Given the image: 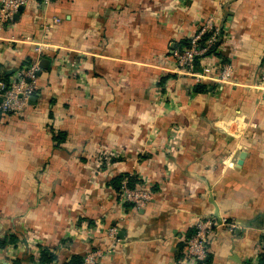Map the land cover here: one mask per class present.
<instances>
[{
    "label": "crops",
    "instance_id": "1",
    "mask_svg": "<svg viewBox=\"0 0 264 264\" xmlns=\"http://www.w3.org/2000/svg\"><path fill=\"white\" fill-rule=\"evenodd\" d=\"M45 16L61 19L46 35ZM208 18L212 62L233 73L198 94L173 54ZM35 59V104L0 120V240L16 238L0 264H38L42 248L66 263L108 244V228L118 243L98 264H174L205 218L236 228H216L200 264H261L264 0L30 1L0 32V73ZM120 176L152 198L119 203Z\"/></svg>",
    "mask_w": 264,
    "mask_h": 264
},
{
    "label": "built area",
    "instance_id": "2",
    "mask_svg": "<svg viewBox=\"0 0 264 264\" xmlns=\"http://www.w3.org/2000/svg\"><path fill=\"white\" fill-rule=\"evenodd\" d=\"M30 1L38 2L42 8L56 0H0V32L14 23L13 17L18 13V9L27 6ZM60 23L61 19L58 17L45 16L39 20V29L46 35ZM205 35L207 36L202 41ZM219 38V27L214 24L211 18L206 19L202 26L189 38V46L182 51L174 52L172 72L177 76H190L196 83L204 79L212 80L218 85L228 83L233 73L232 65L226 62L217 68L212 62L215 54L214 51L212 53L211 48L218 42ZM41 47L36 44L33 49L37 55L42 53ZM38 62L39 60L35 59L22 64L7 84L0 80L1 113L15 117L24 116L29 106V99L35 97L38 92L37 80L40 72ZM258 87L264 92V65L261 69ZM115 193L119 203H132L136 207H143L152 198L151 192L140 185H135L133 188L129 187L126 177L121 180ZM219 227H226L229 232H232L236 225L224 219L218 221L209 218L197 220L194 226V235L183 241L182 254L174 264L202 263L206 258L207 246L212 234ZM106 235L108 244L101 249L87 251L83 255L82 264H98L104 256L111 254L114 245L118 243L116 230L108 228ZM261 264H264V246L261 252Z\"/></svg>",
    "mask_w": 264,
    "mask_h": 264
},
{
    "label": "trees",
    "instance_id": "3",
    "mask_svg": "<svg viewBox=\"0 0 264 264\" xmlns=\"http://www.w3.org/2000/svg\"><path fill=\"white\" fill-rule=\"evenodd\" d=\"M207 35H205L202 39L205 40ZM202 41H200V43H202ZM219 44V40L218 42L211 48L212 53L214 51L215 56L217 55V46ZM176 49L177 52L178 51H182L184 48H187L189 46V38L188 39H184L181 40L180 42L177 43L176 45ZM208 54V53H207ZM30 60H26V62H23V64L25 63H29ZM10 77L9 76H5L4 74L0 73V80H2L3 82H5L6 84L9 82ZM163 82V81H162ZM206 91V86L203 84H199L197 83L194 87H193V92L195 93H203ZM7 116L6 113H1L0 112V120H2L3 118H5ZM63 134L61 133H57L56 136H54V139L59 142H61L64 138H63ZM128 178V185L129 187L133 188L135 183H137V180H134L133 178L129 177V176H120L116 179H114V181L112 182L113 188L115 190V192L118 190L119 186H120V182L123 178ZM195 233V229H193V232L189 235L190 237L193 236ZM188 237V238H190ZM16 238L13 235H8L5 236L2 240H0V248L5 247L7 244H13L15 243ZM82 259L83 256H79V255H73L70 257V259L68 260V262L66 263H62V264H82ZM56 256L54 254H52L51 252H49L48 250L42 248L40 249L39 252V258H38V264H56Z\"/></svg>",
    "mask_w": 264,
    "mask_h": 264
},
{
    "label": "water",
    "instance_id": "4",
    "mask_svg": "<svg viewBox=\"0 0 264 264\" xmlns=\"http://www.w3.org/2000/svg\"><path fill=\"white\" fill-rule=\"evenodd\" d=\"M21 11H22V7H20V8L18 9V13L14 15V17H13V20H14V21L18 20V18H19V13H20ZM38 65H39V67H41L42 69H45V68H46V65H47V60H45V59L40 60V62H39ZM35 101H36V98H35V97H31V98L29 99L28 103H29V105H34V104H35Z\"/></svg>",
    "mask_w": 264,
    "mask_h": 264
},
{
    "label": "rangeland",
    "instance_id": "5",
    "mask_svg": "<svg viewBox=\"0 0 264 264\" xmlns=\"http://www.w3.org/2000/svg\"><path fill=\"white\" fill-rule=\"evenodd\" d=\"M191 37V36H190Z\"/></svg>",
    "mask_w": 264,
    "mask_h": 264
}]
</instances>
